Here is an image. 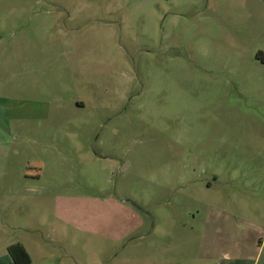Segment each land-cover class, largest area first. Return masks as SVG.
Instances as JSON below:
<instances>
[{
    "label": "rangeland",
    "instance_id": "374dc122",
    "mask_svg": "<svg viewBox=\"0 0 264 264\" xmlns=\"http://www.w3.org/2000/svg\"><path fill=\"white\" fill-rule=\"evenodd\" d=\"M0 39L4 107L37 118L35 151L3 148L37 159L7 195L21 222L37 199L35 264H264V0H0ZM60 195L90 231L51 232Z\"/></svg>",
    "mask_w": 264,
    "mask_h": 264
},
{
    "label": "crops",
    "instance_id": "0c3cea01",
    "mask_svg": "<svg viewBox=\"0 0 264 264\" xmlns=\"http://www.w3.org/2000/svg\"><path fill=\"white\" fill-rule=\"evenodd\" d=\"M19 41L18 45L19 46ZM8 44L2 39H0V57H4L8 53ZM3 95L0 94V163H2V166H0V264H15L13 261V258L8 252V247L12 244L20 243L22 244L27 252L29 253L31 257V264H35V257L31 251V247L34 248V251L37 252V245H47V243H42L39 238L37 240V199L36 200H30L25 202V198L19 199V201H14L15 206L21 207V206H27L32 205L34 214L29 219H24L23 222L18 221L15 216H13L12 220L10 216L8 215L7 209L11 207L8 199L9 192H14V194L19 195V198L21 197L22 192L26 190L33 189L37 193V159L34 158V154H27V152H23L22 150L18 151V153L14 154V157H18V159H21V163H19V166L10 168L4 164V160H8L10 158L8 152H4V147H9V143H7V136L8 134H16L14 139H18L21 136V140L23 144H29L28 148L30 150L35 151L37 144V118L36 117H25V116H16L12 117L10 116L9 112L6 110V107H4ZM8 113V115H7ZM25 128L33 133V135H26L25 134ZM21 134H19V133ZM30 145H33L34 147H30ZM35 149V150H34ZM30 152V151H29ZM32 153V152H31ZM88 160L90 161H104L106 158L103 156H100L96 153H90L87 155ZM17 159V158H16ZM34 162V166H31ZM39 176V175H38ZM41 174L39 177V181L41 180ZM34 183V185H32ZM2 193V196H1ZM101 204L109 203L107 199L100 200L96 198ZM83 198L70 195H60L56 196L54 198L52 208H53V220L50 223V227H53L52 233H56L57 229L55 230V225L59 224L61 227L60 233L63 235L67 233L69 229L75 231L78 234L86 233L90 231L87 229V225L84 223H87L86 216H83V213L79 210L76 212V218L73 217V207L72 203L77 201L78 205L81 204ZM32 201V202H31ZM126 205H123L125 204ZM127 203H130V201H122V203L116 204L115 211L120 213L122 209H127ZM20 205V206H19ZM60 207V210L62 214L58 213V209ZM104 206H96V208H100L98 210H102ZM95 208V209H96ZM5 213L4 218L1 213ZM77 220L78 223H73L72 220ZM106 219V214H101L97 217L95 215L91 221L95 220L98 223H104ZM121 219L120 223H123V219ZM134 219L133 224H131L129 227H127L124 231H118L121 234L118 235H105L101 234L99 231L94 232L98 236L101 237H107L109 239H112L116 242H119L121 240L126 239L128 236L132 234H136L140 229L143 228V224H145V219L142 220V218L137 219V216H125L124 222H127L128 220ZM12 221V222H10ZM16 222H20L21 224H17ZM81 224H84L82 226ZM42 226V225H41ZM86 226V227H85ZM11 230H19L23 232L32 233L31 235L35 236V239L33 240H27V237H12L10 236ZM39 230V228H38ZM63 259V258H62ZM42 264H66L63 260H59L58 263H50V259L44 258L42 260Z\"/></svg>",
    "mask_w": 264,
    "mask_h": 264
},
{
    "label": "trees",
    "instance_id": "16d2710c",
    "mask_svg": "<svg viewBox=\"0 0 264 264\" xmlns=\"http://www.w3.org/2000/svg\"><path fill=\"white\" fill-rule=\"evenodd\" d=\"M8 252L15 264H31V257L22 244L16 243L10 245Z\"/></svg>",
    "mask_w": 264,
    "mask_h": 264
}]
</instances>
